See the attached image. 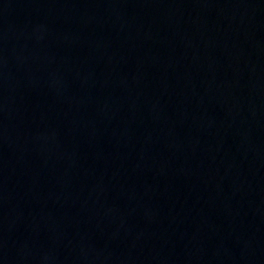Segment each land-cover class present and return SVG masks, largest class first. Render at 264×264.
I'll return each instance as SVG.
<instances>
[{
	"label": "water",
	"instance_id": "obj_1",
	"mask_svg": "<svg viewBox=\"0 0 264 264\" xmlns=\"http://www.w3.org/2000/svg\"><path fill=\"white\" fill-rule=\"evenodd\" d=\"M0 264H264V0H0Z\"/></svg>",
	"mask_w": 264,
	"mask_h": 264
}]
</instances>
